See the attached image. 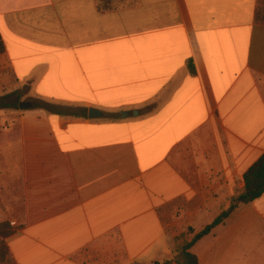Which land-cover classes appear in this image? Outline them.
Returning <instances> with one entry per match:
<instances>
[{
	"label": "crops",
	"instance_id": "crops-1",
	"mask_svg": "<svg viewBox=\"0 0 264 264\" xmlns=\"http://www.w3.org/2000/svg\"><path fill=\"white\" fill-rule=\"evenodd\" d=\"M258 8L0 0V97L31 104L0 108V224L15 264H85L79 253L117 241L123 264H176L159 208L183 203L174 223L199 232L264 153ZM190 252L198 264H264V193Z\"/></svg>",
	"mask_w": 264,
	"mask_h": 264
},
{
	"label": "trees",
	"instance_id": "trees-1",
	"mask_svg": "<svg viewBox=\"0 0 264 264\" xmlns=\"http://www.w3.org/2000/svg\"><path fill=\"white\" fill-rule=\"evenodd\" d=\"M256 20L264 22V20L259 18V8L257 9ZM3 51L4 46L0 39V54ZM18 103L19 101H15L12 104L8 103V96L0 97V108L11 106H13L14 108H18ZM32 106L33 108L50 111L56 105L45 101H37L34 102ZM243 181L244 187L242 192H240L237 197L232 199V202L229 205L228 209L226 211L221 212L210 224L206 225L202 230L195 233L190 241L183 244V246L180 248L179 253L175 257L176 264H198V259L196 255L190 252L192 246L202 237L209 234L215 226L223 222V220H225L237 206L241 204H247L264 193V153L244 173ZM9 227L10 225L7 222L0 224L1 237H7L9 235V233L3 232L4 228ZM163 264H170V262L166 261Z\"/></svg>",
	"mask_w": 264,
	"mask_h": 264
},
{
	"label": "rangeland",
	"instance_id": "rangeland-1",
	"mask_svg": "<svg viewBox=\"0 0 264 264\" xmlns=\"http://www.w3.org/2000/svg\"><path fill=\"white\" fill-rule=\"evenodd\" d=\"M259 18L264 20V0H259ZM24 97H11L9 100L12 102L21 101ZM34 102H37L35 100ZM33 102V103H34ZM54 109V108H53ZM53 111V110H52ZM240 192L237 191L234 196L230 197V204L232 199L238 196ZM181 202L176 203H169L163 207L159 208V213L161 218L167 226V230L173 235L172 242H173V258L177 256L180 251V248L183 246L184 243L190 241L195 234L193 229L184 228L180 229L178 224L174 223V218L178 214V210H181L182 207ZM229 204V205H230ZM4 233H11L10 227L3 229ZM1 237V236H0ZM6 237H1L0 239V264H15L12 259L9 257L7 246H6ZM80 260L85 264H123L124 253L121 249L119 241L116 242L115 245H112L108 248L97 249V250H85L79 255H77ZM166 261L155 262L151 264H163Z\"/></svg>",
	"mask_w": 264,
	"mask_h": 264
},
{
	"label": "water",
	"instance_id": "water-1",
	"mask_svg": "<svg viewBox=\"0 0 264 264\" xmlns=\"http://www.w3.org/2000/svg\"><path fill=\"white\" fill-rule=\"evenodd\" d=\"M18 107L20 109H27V108L31 107V104L28 103V102H21V103L18 104ZM121 114L124 115V116L127 115L126 112H122ZM98 116H101V112H99L98 110L92 109V108L88 110V117L89 118H95V117H98Z\"/></svg>",
	"mask_w": 264,
	"mask_h": 264
}]
</instances>
